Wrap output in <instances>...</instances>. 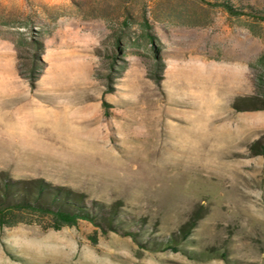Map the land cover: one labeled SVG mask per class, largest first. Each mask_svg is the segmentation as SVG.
I'll return each mask as SVG.
<instances>
[{
	"label": "rangeland",
	"instance_id": "rangeland-1",
	"mask_svg": "<svg viewBox=\"0 0 264 264\" xmlns=\"http://www.w3.org/2000/svg\"><path fill=\"white\" fill-rule=\"evenodd\" d=\"M263 54L264 0H0V180L102 214L0 264H264Z\"/></svg>",
	"mask_w": 264,
	"mask_h": 264
},
{
	"label": "trees",
	"instance_id": "trees-1",
	"mask_svg": "<svg viewBox=\"0 0 264 264\" xmlns=\"http://www.w3.org/2000/svg\"><path fill=\"white\" fill-rule=\"evenodd\" d=\"M42 46L43 43L38 48ZM80 200L71 190L52 186L43 180L14 179L2 174L0 227L32 222L36 217L46 218L50 222L49 226L55 229L75 225L81 219L97 224L101 212L89 209ZM107 220L110 218L107 217Z\"/></svg>",
	"mask_w": 264,
	"mask_h": 264
}]
</instances>
